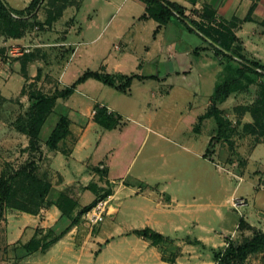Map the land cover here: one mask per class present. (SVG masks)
<instances>
[{"label":"rangeland","instance_id":"obj_1","mask_svg":"<svg viewBox=\"0 0 264 264\" xmlns=\"http://www.w3.org/2000/svg\"><path fill=\"white\" fill-rule=\"evenodd\" d=\"M70 2L66 0L64 7ZM48 5L45 0L41 18L35 13L25 20L20 42H12L11 36L3 31L5 27L0 26V178L12 181L14 194L12 208L5 206L1 212L0 264H29L26 263L27 257L32 255L29 252L43 253L42 247L47 242L73 226L77 227L74 237L87 236L89 242H94L91 239L115 213L110 206H117L115 199L105 197L113 195L115 186L106 180L107 168L100 167L105 165V149H115L112 169L114 177L119 178L117 181L129 168L131 176H141L177 202L175 206L156 208L152 216L165 238L154 246L160 259L150 258V264H218L214 256L225 251L229 244H244L264 233V74L235 58L217 56L208 44L205 50L210 52L212 61L210 74L198 71L189 77L190 73H185L183 76L188 79L179 75L176 82L163 85L134 81L127 92L88 80L68 100L56 101L36 147L29 146L26 133L31 122L30 94H60L86 70L125 76L139 72L133 56L126 57L121 64V73L114 72L112 55L108 57L106 71L102 63L108 56L110 44L107 42L103 47L105 39L90 43L92 38L88 35L89 39L77 47L74 55L73 46L64 51L51 46L63 40L67 27L51 31L50 38L47 36L50 29L45 19L51 9ZM117 17L123 19L122 13ZM199 22L217 30L221 24L216 20ZM201 40L207 43L204 38ZM40 44L44 46L38 47ZM29 56L36 58L30 65H23ZM262 60L264 62V57ZM152 73L147 70L141 75L146 78ZM121 83L124 81L116 82ZM217 91L219 97L225 99L221 103L214 102L223 119V136L218 135L213 118L199 120L212 106L211 96L217 95ZM104 106L113 112V120L117 114L121 116L119 129L123 132L105 131L98 153L99 157H105L90 162L86 170L91 175L95 167H100H97L99 177L63 185L57 170L63 162H54L55 156L61 153L67 158L74 148L75 136L61 142L55 152L46 147L45 139L62 115H70L82 130L89 127L99 133L96 129L100 126L93 124L94 115ZM31 163L37 168L31 170ZM17 173H29L38 180L50 181L53 189L42 201L34 196L35 192L26 189L32 181L23 175L17 177ZM128 182L144 188L135 181ZM56 198L58 204L70 211L69 216L61 213L49 217L40 213ZM104 201L107 202L103 221L94 228L89 227L86 213H79L85 207ZM160 201L162 204L170 202L163 197ZM15 203L33 213L27 215L40 213V221L56 225L54 231L45 233L37 229L38 246L34 243L25 247L22 241L8 242L11 222L17 221L21 226L26 223L22 218L26 213L13 209ZM131 217L136 219L135 228H139L142 217ZM223 264H264V249Z\"/></svg>","mask_w":264,"mask_h":264},{"label":"crops","instance_id":"obj_2","mask_svg":"<svg viewBox=\"0 0 264 264\" xmlns=\"http://www.w3.org/2000/svg\"><path fill=\"white\" fill-rule=\"evenodd\" d=\"M3 1L9 9L14 11L25 9L31 2V0ZM70 1V4L66 5L59 17L53 19L50 24L47 23V27L50 29V32L47 33L49 38V35H53L51 31L59 30L64 25L67 27L65 28L67 31L63 35V40H59L58 44L51 46L61 47L63 51L66 48L68 49V46H73L74 55L77 47L84 45L86 38L89 39L88 35L92 38L90 43H96L99 40L105 39L103 47L106 46L107 42L110 44L108 56L102 63L106 71L110 55L114 57L112 60L114 72H120V69H122L120 68L121 64L123 65L127 59L126 57H135L136 69L139 72L134 74L137 78L133 79L131 86L134 81H137L139 84H143L146 81H153L161 85L169 84L170 81L174 83L178 80L179 75H182L180 76L181 78L188 79L193 73L198 71L210 74L212 70V61L209 58L210 52L207 50L194 52L197 49L206 48L207 43H203L201 40L203 37L187 29L178 19L173 18L167 24L159 27V24L154 20L142 18L145 14L146 6L139 0ZM166 1L183 7L185 16L198 23H200L199 20L204 23L207 22L205 16L209 15L214 20L219 21V23L230 26L238 39L241 54L249 60L264 64L262 60V57H264V0ZM41 11L42 8L37 12L39 18H41ZM121 13L123 19L120 20L117 15ZM148 38L150 39L149 42H147ZM11 40L15 43L22 41L21 39ZM40 46L42 47L44 44L38 45V47ZM30 64L31 62L27 66ZM147 70H152L153 73L149 77L143 78L141 73ZM185 73H190L189 77L183 76ZM30 76L34 77L35 75L32 74ZM86 82L78 85L75 92L78 90V87L80 88ZM152 94L156 97L155 92H152ZM104 107L109 113H113L106 106ZM67 117L70 120V135L68 137L75 136L76 141L72 152L67 158L60 155V152H58L60 153L59 155L55 156L54 162L56 160L60 163L63 162L57 168L59 175L63 179V185L94 179L96 175H99L98 166L93 169L91 175H88L86 170H88L89 163L106 156L104 160L105 165L100 167L104 166L107 168L106 180L111 184H115L112 189L113 195L109 197L117 201V206L116 208L113 205L110 206L109 209H113L115 213L107 220V224L104 225L99 234L94 239H91L94 242H89V237L87 236L83 238L74 237L77 227L73 226L61 234L59 240L43 253L39 255L32 253V255H29L26 263L150 264V258L155 260L159 258L156 247L138 238L132 232L148 227L156 232L163 233L152 216L156 213V208L168 207L170 204L175 206L177 202L172 201V197L166 196L157 186L144 181L141 176H131L129 168L126 169L125 174L117 181L116 179L119 178L114 177L115 174L112 169V159L115 155V149H105L103 151L105 156H98L105 131L115 130L122 133L123 129L117 127L112 130H105L102 128L99 131V127L96 129L99 133L95 132V129L91 130L89 127H85L82 130L77 127L75 120L70 115H67ZM57 121H55V125ZM93 124L98 125L96 123ZM206 141L208 145L209 140L206 139ZM52 151L55 152L56 150ZM128 181H135L143 185L144 188L140 187V185L131 184ZM49 183L51 185L50 194L53 187L50 181ZM161 194L164 195L162 196ZM60 195L58 194L59 198ZM160 197L167 198L170 202L162 204ZM57 201V198L51 200L50 206L45 210L41 209L40 213H45L49 217L50 215L61 214ZM40 213L36 216L27 214L22 216L26 220V223L22 226L17 221L11 222L8 230V242L22 241L23 244H26L33 238L37 239V229H42L44 233L49 230L54 231L56 225L54 226V223L48 221H40ZM131 215L142 217L143 222L139 228H135L136 219L131 217Z\"/></svg>","mask_w":264,"mask_h":264},{"label":"trees","instance_id":"obj_3","mask_svg":"<svg viewBox=\"0 0 264 264\" xmlns=\"http://www.w3.org/2000/svg\"><path fill=\"white\" fill-rule=\"evenodd\" d=\"M45 0H31L29 5L20 11H14L8 8L3 0H0V26H4L5 29L3 30L8 36H11L10 39H19L21 38V30L23 29L24 22L27 18H32L35 13L41 8L43 2ZM66 0H48V6L51 7L50 11L48 10L47 13V23L59 17L64 10V2ZM145 4V14L142 18H149L157 22L160 26L167 24L171 19L176 18L181 21L187 29L198 33L201 37L204 38L205 41H208L207 44L212 47L214 53L217 56L227 57V58H235L239 60L242 64L248 66V68L252 70H259L261 73L264 74V64L247 59L244 55L241 54V47L239 45L238 39L234 35L231 30V27L221 23L219 25V30L208 28L203 23H198L194 20L189 19L185 16V11L183 7L171 3L166 0H139ZM63 3V5H62ZM206 21L209 23L214 21L212 16H205ZM44 24V23H43ZM236 44V45H235ZM198 50L203 51L205 47L195 50L194 52L197 53ZM36 57L26 58L23 65L28 64L35 60ZM26 77V70L24 73ZM137 78L136 75L132 76H125L122 74H105L98 71H85L81 76H79L69 87L64 88V91L60 94L47 96L41 92H34L29 95V100L32 104L30 109V129L27 131L26 135L29 139V146L36 147L39 141V134L42 126L44 125L46 119L49 115L53 112L54 108L56 107V101L58 99H68L74 92L78 85L86 82L87 80H96L101 82L104 85H108L110 87L115 88L117 91L120 92H127L130 88L133 79ZM124 81V83L116 84L117 80ZM215 92V91H214ZM215 93L211 96L212 97V106L200 117L201 120H206L213 118L214 122L216 123L218 135L223 136V119L220 116V111L214 105V102H223L225 99L220 98ZM115 120L111 116L105 108H101L100 110L95 111L94 121L98 124L101 128L105 130H112L114 128L119 127L120 125V116H115ZM70 127V120L66 115H62L59 117L54 129L51 131L49 137L45 141L46 147L51 150H57L59 148V144L61 142H65L67 137L70 135L69 131ZM30 165V164H29ZM28 165V166H29ZM31 170L37 168L33 163H31L30 167ZM23 175L24 177L29 178L28 180L32 181V183L27 186V190L35 192V197L44 200L51 189V185L48 181L38 180L35 176L29 175V173H17L16 176L20 177ZM13 184L11 180H7L4 177L0 178V220H1V212L5 206L12 208V198H13ZM110 196L107 194L105 197ZM15 208L18 211L24 212L26 214H33L28 209H24L26 207L19 206V204L15 203ZM94 205H90L85 207L81 210L79 215L85 214L88 212ZM22 207H24L22 209ZM59 210L61 213L66 216H69V210H65L60 204L58 205ZM51 231V230H49ZM132 234L136 235L143 240L149 241L151 245L156 246L164 240V236L161 233H158L151 228H144L141 230H135ZM61 236V235H60ZM59 237H56L52 241L47 242L45 246L42 247V251H46L51 245L59 240ZM36 244L38 246V241L36 239H31L28 243L24 244L25 247H29L31 244ZM264 249V233H259L255 235L250 241H247L244 244L240 245H233L229 244V247L221 252L217 253L214 258L218 261V264H223L229 260L233 259H243L248 254L258 252ZM36 252V250H32L29 252L30 254ZM174 263V261H172Z\"/></svg>","mask_w":264,"mask_h":264},{"label":"built area","instance_id":"obj_4","mask_svg":"<svg viewBox=\"0 0 264 264\" xmlns=\"http://www.w3.org/2000/svg\"><path fill=\"white\" fill-rule=\"evenodd\" d=\"M107 201L99 202L90 211L86 212L85 219L89 227L94 228L103 221L105 204Z\"/></svg>","mask_w":264,"mask_h":264}]
</instances>
